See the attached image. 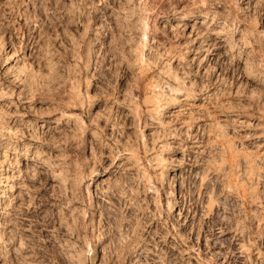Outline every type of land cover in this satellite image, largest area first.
Returning <instances> with one entry per match:
<instances>
[{"label": "rangeland", "instance_id": "374dc122", "mask_svg": "<svg viewBox=\"0 0 264 264\" xmlns=\"http://www.w3.org/2000/svg\"><path fill=\"white\" fill-rule=\"evenodd\" d=\"M0 264H264V0H0Z\"/></svg>", "mask_w": 264, "mask_h": 264}, {"label": "bare ground", "instance_id": "6f19581e", "mask_svg": "<svg viewBox=\"0 0 264 264\" xmlns=\"http://www.w3.org/2000/svg\"><path fill=\"white\" fill-rule=\"evenodd\" d=\"M94 50H95V48H94V44L92 43V44L88 47V49H87V55H88V56H91ZM95 257H96V256H95Z\"/></svg>", "mask_w": 264, "mask_h": 264}]
</instances>
